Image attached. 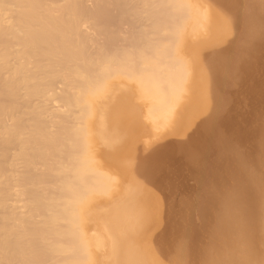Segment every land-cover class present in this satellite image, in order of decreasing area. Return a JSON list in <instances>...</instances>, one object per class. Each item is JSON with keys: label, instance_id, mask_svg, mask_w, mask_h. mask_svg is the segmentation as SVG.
<instances>
[{"label": "bare ground", "instance_id": "6f19581e", "mask_svg": "<svg viewBox=\"0 0 264 264\" xmlns=\"http://www.w3.org/2000/svg\"><path fill=\"white\" fill-rule=\"evenodd\" d=\"M214 1L220 2V5L223 4L232 14L228 17V11H225L227 12L225 16L219 10L220 14L217 15L220 19L218 21L214 16L216 11L212 8L214 14L212 11L208 13L206 7L205 13L201 10L198 3L202 0H0V264H166L161 261L159 252H156L151 243L152 246L141 243L151 234L150 225L151 227L152 225L157 226V220L153 224L150 220L158 218V215L153 212L157 209L153 207L156 203L152 202L154 188L150 185L153 189L150 192L142 180L144 182L146 180L148 182L157 181L158 177L154 176V170H161L164 167L162 163L164 164L167 159H172L173 157H169L174 155L178 149L182 157L189 161L187 163L195 164V170L199 171L200 168V171L202 169L200 173L211 172L209 169L205 171L201 168V163L204 162H199L200 156L206 153L201 152L197 157L194 155L196 152L192 151L191 142L183 143L185 139L176 143V147H168L172 144V142L170 144V139L167 141L168 146L165 144L159 151H154V148L150 149L151 151L144 148L143 151L146 149L145 154L134 158L131 162H126L127 165L124 168L119 161L125 160L126 156L125 158L122 156L130 152L132 141L135 140L133 137L134 140L129 142L131 146L129 152L123 154V151L126 152V139H130L131 135L136 134L135 132L139 129L140 132H142L141 129L145 131V125H143V122L146 123L145 120L152 125L149 126L150 128H159L160 131L161 128L169 129L165 130L170 132L169 135H180L179 130L182 133L187 126L193 132L201 129L200 133L194 134L196 137L199 135L201 137H198L200 142H195L197 147L195 146L193 150L203 145L200 148L202 149L206 143L207 147L206 145L205 147L208 149L204 147L205 150L202 151L208 152L210 146L213 150V142L216 141L220 145L219 140L223 141V135H219L218 131L222 121L218 118H221V109L225 105L223 103L226 102L221 101V96L218 97V86L230 80V82L236 80L237 74H240V70L243 69L242 66L247 64V60L240 57L242 53L246 51L251 53V49H257L256 47L259 46L258 42L264 34L262 29L264 27L258 24V22H264L262 21L264 0H244L243 9L238 12L236 11L238 0ZM217 4L216 6L219 5ZM209 14H213L214 23L218 21V24L221 22L223 25L212 24L210 20L212 16L209 17ZM232 15L241 16L242 19L239 17L238 19L243 20V24L245 21L244 31H248L249 35L245 33L248 35V40L244 37L245 35L240 36H243L248 44L238 45L239 41H236L237 45L233 46L230 43L233 49L230 48L232 52L226 55L223 49V51L220 50V45L224 44L226 48V41L232 40L235 43L234 38L227 40L234 28L231 24ZM235 20L234 23H236ZM125 25L128 26L127 30L122 29ZM219 30H221L220 34H218ZM244 31L241 30V34ZM256 43H258L257 46ZM213 46H220L218 51L222 53L215 49L218 54L214 56L215 50L212 51L214 55H211L213 58H209L211 62L202 56V50ZM193 52L201 54V59L205 58L208 61L206 63L202 61L201 72L197 67L198 72L201 73L198 87H196L198 88L197 95L196 92L194 93V75L197 72H194L196 68L194 63L197 62L191 61L195 59L191 57L194 56ZM240 76L237 77L238 82L243 80L244 75ZM214 91L220 100L214 99L216 98L212 95ZM212 96L215 104L210 108L211 105L208 104H211L210 97ZM137 99L142 102L138 101L140 103L138 104L135 101ZM209 108H213L211 114L208 112L210 116L207 113V116L203 114L205 118L204 116L201 118L202 112L210 111ZM102 109L105 111L104 117L100 115ZM198 114L201 120L196 119L201 125L195 119ZM113 119L116 123L118 121L117 124L115 123V127L118 125L116 130H114L115 127L114 129L110 127L115 122ZM193 121L200 126L197 129L199 126L195 124L196 131L193 130L194 127L191 128L194 126ZM188 128L187 134L190 130ZM132 129L135 132L132 133ZM163 130L162 132H165ZM221 130L223 132V129ZM235 134L238 135L239 132ZM160 135H156L155 138ZM259 137L258 140L261 138ZM109 139L112 145L109 144ZM193 139L196 140V138ZM225 139L223 141L225 143L231 140L226 137ZM238 140L240 141L239 138ZM211 142L212 144H209ZM238 142L236 141L237 144ZM221 145L218 147L222 149L224 145ZM263 145L262 143L261 146ZM226 146L223 147L225 150L228 148ZM174 148L176 151L173 152ZM255 149L253 150L256 151ZM217 150L219 153L220 150ZM227 151L230 153L227 149L226 155ZM211 152L208 153L209 157ZM262 152L261 155H264V147ZM111 153L115 161L123 158L116 161L114 165H121L124 174L126 170H129L132 178L131 184L138 189V192H141V196H144L143 201L141 200L143 196L140 198L141 204L144 202L142 204L144 208L148 205L149 211L142 208L136 196L137 192L135 189H130L131 185L125 186L124 180L121 182L110 173L109 164H113L110 162L113 159L109 160L108 155ZM218 153L217 155L220 154ZM221 153L225 155L224 152ZM236 153L234 155L237 159L238 154ZM222 154L219 155L220 159L223 158ZM234 155L231 156L234 157ZM239 155L243 157V154ZM229 156L228 154V158ZM116 157L119 159H115ZM214 157L212 153V158L207 160L209 164L218 159L217 157L213 159ZM253 158L255 159L256 156ZM227 159L218 161L226 165L225 163L229 160ZM233 159L230 158V161ZM244 159L239 160L240 165L235 160V164L238 163L239 166L236 170L241 165V170L244 169L243 165L247 158L244 157ZM231 164L235 169L234 161ZM219 166L222 167V165ZM190 167L195 168L192 165ZM169 169L168 166V172ZM117 170L112 169L113 172ZM246 170L250 173L249 168ZM118 172L121 174L120 169ZM237 172L233 174H238ZM230 173H227V176H230ZM244 173L243 178L240 176L243 173L239 176L244 181H249V184L244 183L246 187H240L243 190H238L239 186L235 183L236 186H233L236 193L230 195L232 192L224 189L230 194L227 193L225 197L221 193L220 196L218 195L220 206L217 205L219 206L217 210H220L216 218L219 217V220L215 221L214 227L211 226L214 230L210 233L208 231L210 241L205 251L202 250L205 253L203 264H264V182H257L261 179L255 180L253 174ZM214 174L216 175L213 173L210 177L209 174L205 176L202 173V176H209L213 179ZM222 174H219L221 177H218L219 175L216 177L221 179ZM140 176L143 177L142 180ZM159 177L161 178V175ZM125 178L127 179V176ZM218 178L216 180H219ZM225 178L228 179L226 176ZM231 178L241 180L238 176ZM207 179L205 178L204 181ZM212 179L210 182H213L214 179ZM223 179L220 181L223 182ZM127 180L125 183L131 181L130 178ZM218 182L215 186L219 184ZM211 183L208 185L212 187L214 183ZM207 188L215 191L217 189L214 186L213 189L209 186ZM211 196H209L210 199ZM216 201L211 207L208 204V208L216 209L217 206H213L216 205ZM149 208H153L152 212L157 216L152 215L151 218L152 209ZM203 218L205 219L204 216ZM213 220L216 219L213 218ZM249 227H251L250 230ZM183 229L185 231V228ZM193 229H190L192 230L190 232H194ZM187 230L185 233H188ZM155 232H158V229ZM258 234L262 237L261 240L256 241L254 238L257 239ZM187 236L191 237V235ZM162 238L164 239V236ZM185 247L180 249L181 252L178 250L180 254L177 253L169 264L183 263V258H178V256L182 254ZM170 249L173 248L170 247ZM202 251L197 252V256L200 254L198 258L201 257Z\"/></svg>", "mask_w": 264, "mask_h": 264}, {"label": "rangeland", "instance_id": "374dc122", "mask_svg": "<svg viewBox=\"0 0 264 264\" xmlns=\"http://www.w3.org/2000/svg\"><path fill=\"white\" fill-rule=\"evenodd\" d=\"M201 1V0H200ZM212 1H214V0H210L209 2L207 1V0H205V1H203L202 0V2L201 3H198L200 6H201V10L202 11H204V13H205V11L207 10L208 11V13H210L211 11L213 12V14L215 13L214 11H216V14H214V16H216L215 18L219 21V17H218V15L221 13V14H223V15H225V16H227L226 15V13H225V11H228V17H229V14L231 15L232 13L230 12L229 13V10H228V8H226L223 4H221L220 5V2H212ZM208 2V4L206 5V3ZM237 2H239V4L237 5V12L238 11H240L241 9H243L242 7L244 6V0H238ZM203 3H205V5L203 4ZM219 5H218V4ZM216 4L218 5V6H216ZM209 5V6H208ZM212 5V6H211ZM223 5V6H222ZM240 6V7H239ZM205 7H206V10H204L205 9ZM208 8V9H207ZM214 10H212V9ZM215 8H217V9H215ZM220 10V13H218V11ZM211 12V13H212ZM213 14L211 15V14H209L210 16L209 17H211L210 18V20L212 21L211 23L212 24H215V23H217V25H219V26H222L221 25V22H219V24H218V21L216 22L215 21V23H214V20H215V18H213L214 16H213ZM218 14V15H217ZM263 16L264 15H262V19H263ZM231 17V16H230ZM233 17V18H232ZM232 17H231V24L233 25H231L232 27H234L233 28V30H231L232 31V34H233V31H234V35H235V37H234V35H232L231 33V36H233V37H231L230 35L227 37V40H229L230 38L232 39V38H234L233 40L235 41V43H233V41L231 40V41H226L227 42V44H226V42H225V47L226 48H224V44H221L220 46H221V48H220V46H213V47H208V48H206V49H203L202 50V56L203 57H205L206 58V60L208 59V60H210L211 59V57L214 55L213 53L215 52V55L214 56H217L216 54H218L217 53V51H218V49L220 48V50H224L225 51V53H226V55L228 54L229 55V53H231L232 52V50H230V48H232V44H233V46H236L237 44V42L239 41V43H238V45H241L242 43H244L245 45L246 44H248L247 42L248 41H246L245 39H244V37H246V39L248 40V31L246 30V31H244V29H246V27H244V25H245V21H244V24H243V20H239L238 19V17H239V15H238V17L236 18V17H234L233 15H232ZM261 17V16H260ZM259 17V18H260ZM212 18H213V20H212ZM239 18H241V16L239 17ZM228 19H230V18H228ZM235 19H238V20H235ZM242 19V18H241ZM261 19V18H260ZM261 19V20H262ZM234 20H235V22L236 23H234ZM238 21H240V23L238 22ZM262 21H264V19L262 20ZM258 22V21H257ZM263 23V24H262ZM237 24H238V26H237ZM255 24V23H254ZM258 24H259V26L261 25V27H264V22H258ZM216 25V24H215ZM242 26V27H240V26ZM263 25V26H262ZM246 26V25H245ZM218 26H216V28H217ZM238 28V29H237ZM122 29H124V30H127L128 29V26L127 25H125V26H123L122 27ZM220 29H221V27H220ZM232 29V28H231ZM263 30H264V28H262ZM241 30H243L244 32H243V34H241L242 32H241ZM220 31L221 30H219V33L218 34H220ZM240 33V34H239ZM248 34V35H246V34ZM263 33H264V31H263ZM240 35H245L244 37L242 36H240ZM241 37V39H239L240 37ZM262 37V34H261V36H260V38ZM192 39V38H191ZM236 39V40H235ZM239 39V40H238ZM245 40L244 42L242 41V40ZM263 39V40H262ZM262 39L260 40V42H258V43H260L259 44V46H257L258 45V43H256V46H254V47H256L257 49H255V48H253V50L251 49V53H249L250 51H246L245 53L243 52L242 53V55L240 56L243 60L244 59H246L247 60V64H245L246 66H242V70H240V74H237L239 77H241L240 75H244L242 78H243V80H245V81H243V80H239L240 82H238V80H237V77H236V80L234 79V81L232 80V82H226V84H219V90H218V92L217 93H219L218 94V97H220L221 98V101L223 100V102H226V103H223V104H225V105H227V106H223V108H225L226 110H224L223 108L221 109V118H218L220 121H222V122H220V123H222V124H225V122L227 121V120H232L231 122H229V121H227V123L226 124H228V122L230 123L228 126L225 124V126L223 125L222 126V124L221 125H219L220 126V130L221 129H223V132H222V130L220 131L219 129H218V127H217V129H218V131H219V135H223V138L225 139V137L226 138H229V143H225V142H223L224 141V139H223V141L222 140H219V141H221L220 143L221 144H223L224 146L223 147H225L226 145H228V146H226V147H228L227 149L230 151V153H233V154H230L228 151H227V153L230 155L229 157L231 158V159H233V158H235V153L236 152H238V153H236V154H238V157H237V159L235 158V160H237V162H239V160H242V159H244V157H246L247 159H246V162H245V164L243 165L244 166V169H245V167H246V169L247 168H249L250 169V173H249V170H248V172H247V170L245 171L243 168H242V170H241V167H242V165L240 166V168H237V170H236V167L238 166L237 164H235L236 162H235V160L233 159L232 161H230V158H228V154L226 155V150H225V148H223L222 147V149H223V151H222V149L221 148H219L220 147V145H218V142L216 143V141H215V143L213 142V145L215 146V144H216V146H215V148H214V146H213V150H217V149H219L220 151H219V153L220 154H222L221 152H224L225 153V155L224 154H222L221 155V157H223V158H221L220 159V154L218 153V150L217 151H215L216 152V155H217V153L219 154V155H215V152H211V151H213V150H211V147L212 146H210L209 144H212V142L211 143H207L209 146H210V148H209V151L211 152L210 153V157H209V151L208 152H203L205 149H208V148H206L207 147V145H206V143H204L205 145H206V147H205V145H204V147H205V149H204V147L202 148V149H200L202 146L199 144V146H201L200 148L198 147L196 150H193V149H195L196 147H197V145H195V142H198L199 141V136H194V134L195 135H197V132H199L200 133V130H198L197 132H193L192 131V129H190V127L189 126H187L186 128H184L185 130H182L183 132L181 133L180 132V130H179V133H180V135L178 134V135H176V134H173V135H169V133L170 132H168V131H165V130H163V128H161L163 131H165V132H162V130L160 131V129L159 128H154V127H152V128H150L152 125H150V123L147 121V120H145V124H144V122H143V125H145V127H144V129H145V131L147 132V131H149V132H143V129H141L142 130V132H140V129L137 131L136 129L137 128H135V130L137 131V132H139V133H137V132H135V130H133L132 129V133L133 132H135L136 134H132L131 136L132 137H130V139H126V143H125V145H126V152L125 151H123V154H126L127 152H129V148L131 147L130 145H129V142L131 143V141L132 140H134L133 139V137L135 138V142L134 141H132V147H131V150H133V152L130 150V154L131 155H133V156H131L129 153H127V154H129V155H123L122 156V154H120L123 158H125V156H126V158H125V160L128 158V156H129V158H130V160L128 161V159H127V161H125L121 156H119L118 154H115L116 156H119V157H121V159H119V158H115V159H119V160H122V161H119V160H116L117 162L119 161V163H121V165L123 166V168L124 167H126L125 165H127L126 164V162H131L132 160H134V158H137L138 156L139 157H141V155L142 154H145L144 153V151L146 150V149H152V148H154V151H159V150H161V149H163V147H164V145L166 144L167 146H168V144H169V142H167V141H170V139H171V141H170V144H171V142H172V144H174V145H170V146H168V147H173V146H175V144L177 143L178 144V142H180V141H182L183 139H185L184 141H183V143H186L187 141L188 142H191V144H192V151H194V152H196L194 155H197V157L198 156H200L199 154H201V152L202 153H206V154H204V155H201L200 156V163L201 162H204V163H199L200 165H201V168H203L205 171H208V169L212 172H205L204 173V171L202 172L203 173V175H205L206 176V174L208 175L209 174V176L211 175H213V173H216V175L214 174V176H213V179H214V177H216L217 175H221L222 174V171H223V169H224V171H223V174H225L226 172L225 171H227V173L229 174L230 172V176L228 175L227 176V173L225 174V176L228 178V179H226L225 178V176H223V174H222V178L220 179V178H218V177H221L220 175L218 176V177H216V178H218L219 180H216V178L213 180L212 178V180H213V182L212 183H214V184H212L211 182H210V177L209 176H207V177H205V176H202V173H200L201 171H202V169H201V171H200V168H199V166L197 167V169L199 168V171L198 170H195L196 169V166H194L193 164H191V163H187V162H189V161H187L184 157H182L183 155L182 154H180L179 152H178V150H177V152H175V154L173 155L172 154V156L171 157H169V158H172V159H167V161H164L165 163L163 164L162 163V165L164 166L163 168L165 169V171H164V169L163 168H161V170H159V169H156V170H154V176H156V177H158L157 178V181L155 180L156 179V177H155V181H152V182H148L147 180L144 182V180H142L143 179V177L142 176H140V177H142L140 180H142L143 181V183L146 185V188H148V190H150V192L153 190V189H151V186H152V188H154V193H153V195H154V199L152 200V202H155L156 204L153 206L154 208H156L157 207V209L159 208V205H160V209H158V211H157V209H155L154 211H153V208H149V209H152L151 211H150V215H151V218L155 215V216H157L158 215V218L157 219H153V220H150V221H152V223L151 224H153V222H156V220H157V226L155 225V226H153L152 225V227H151V225H150V227L152 228H150L149 227V229H150V233L152 234V232H153V234L151 235V234H149V237L151 238L150 240H149V237L147 238V239H145V240H143V242H141V243H143L144 245H147V246H152V247H154L155 248V250H156V252H159V256L161 257L160 259H161V261H163V263H166V264H169L170 263V261L172 260V258H174V256L175 255H177V253H178V255L180 254V252H181V248L183 249V247L184 246H186L184 249V251L182 252V254L180 255V256H178V258H183L182 259V261H183V263L182 264H200V262H201V264H203V257L205 256V253L203 252V251H205L204 249H206L205 247H207L208 246V243H209V239H210V236H209V234H208V231H209V233L210 232H212L214 229H212L211 228V226L212 227H214L215 226V224H216V222L215 221H217V220H219V217H218V219L216 218L217 216H218V213L217 212H219L218 210H220V209H218L217 210V208L220 206V193H221V195L222 196H226V195H228L227 193H229L230 194V192H232L230 195H232V194H234V192L236 193V191H235V189H234V186H239L237 189L238 190H243V189H240V187L241 188H245L246 186L245 185H243L244 183L246 184V183H248L249 184V181H247V180H243L242 178L244 177V175H245V173L244 172H246V173H249V174H253L254 175V177L253 178H256L255 180H257V179H261V180H257V182H264V155L262 154L261 155V153H263L262 152V148L264 147V145L263 146H261L262 145V143L264 144V141H262V139H263V137L264 136H262V135H264V34H263V37H262ZM216 40V39H215ZM241 40V41H240ZM237 41V42H236ZM241 42V43H240ZM230 43H232V44H230ZM227 45V46H226ZM223 47V48H222ZM259 47V48H258ZM213 49V50H212ZM217 51H216V50ZM229 49V50H228ZM233 49V48H232ZM207 50H211L210 52L208 51L207 52ZM215 50V51H214ZM222 50V51H223ZM258 50V51H257ZM212 51H214L213 53H212ZM253 51V52H252ZM207 52V53H206ZM218 52H220V51H218ZM220 53H222V52H220ZM205 54V55H204ZM209 54H210V56H209ZM245 54V55H244ZM250 54V55H249ZM252 54V55H251ZM189 55V54H188ZM192 55H194V56H191V54H190V56L192 57V58H195L194 60L190 57V56H187V57H190V59H192L191 61L194 63V62H197V63H194V65L196 66V68L194 69V72H198V70H199V72H201L202 71V65H203V62L204 63H206V62H208V61H206L205 60V58H204V60H202L201 59V54H199V53H197V52H193L192 53ZM212 55V56H211ZM221 55V54H220ZM248 56H249V58L250 57H252V59L250 58H248ZM254 56V57H253ZM247 57V58H246ZM197 58H199V59H197ZM210 58V59H209ZM213 58V57H212ZM189 59V60H190ZM245 60V61H246ZM203 61V62H202ZM211 61V60H210ZM209 61V62H210ZM202 62V63H201ZM212 62V61H211ZM210 62V63H211ZM249 62V63H248ZM251 62V63H250ZM192 63V64H193ZM254 63V64H253ZM193 65V66H194ZM248 65V66H247ZM254 65V66H253ZM194 66V67H195ZM193 67V68H194ZM197 67H198V70H197ZM200 67V68H199ZM254 70V71H253ZM197 72H196V74L194 75L195 77H194V93L197 95V92H198V88H196V87H198L197 85H198V83H199V81H200V77H201V73H199L198 72V74H197ZM254 73V74H253ZM200 74V76H196V75H199ZM252 74V75H251ZM248 75V76H247ZM252 77H251V76ZM245 77V78H244ZM247 77V78H246ZM196 78V79H195ZM241 78V79H242ZM238 79H240V78H238ZM196 80V81H195ZM199 80V81H198ZM198 81V82H197ZM196 82H197V84H196ZM196 85V86H195ZM223 86H224V88H223ZM228 86V87H227ZM227 87V88H226ZM217 90V88L215 89V91ZM214 91V93L212 92V95L213 96H215L216 98H214L213 96L212 97H210V103L211 104H208L209 106H210V108L211 107H213L214 106V104H215V102H214V100H213V98L214 99H219L220 100V98H217V95H216V92ZM221 91V92H220ZM223 94V95H222ZM112 96H113V94H112ZM223 96H224V99H226L225 101H224V99H223ZM193 100V99H192ZM138 104H140L138 101H140V102H142L141 100H135ZM215 101H217L218 102V100H215ZM229 102V103H228ZM135 103V102H134ZM137 103H135V105H137ZM213 104V105H212ZM138 106V105H137ZM141 106H143V104L141 105ZM208 106V107H209ZM139 108H141L140 107V105L138 106ZM143 108V107H142ZM209 108V110L210 111H208V110H206L205 111V113H203L202 112V115H201V113H200V115L202 116L201 118H203V116L204 115H206L208 112L210 113L211 111H212V109H210ZM103 110V109H102ZM228 110H229V113H228ZM124 112V111H123ZM209 113L207 114L208 116H210L209 115ZM212 113V112H211ZM210 113V114H211ZM204 114V115H203ZM100 115L101 116H105V111L103 110V111H101L100 112ZM199 115V114H198ZM198 115H196L197 117H195V119L196 118H198V117H200V115L198 116ZM206 115V116H207ZM217 115H219V114H217ZM222 116H224V118L223 119H225L224 121H223V119H222ZM219 117V116H218ZM204 118H205V116H204ZM232 118V119H231ZM145 119V118H144ZM143 119V120H144ZM194 119V118H193ZM194 119V120H195ZM199 120H201L200 118H198ZM198 119H196V122L198 121V124L200 123L199 122V120ZM114 120V119H113ZM203 120V119H202ZM234 120V121H233ZM115 121V122H114ZM114 121H112V122H114L113 123V125L112 124H110V125H112V126H110V127H112L113 129H114V127L116 126V124L118 123V121H117V123H116V120H114ZM196 122L194 123V121H193V123H194V126H191V128L192 127H194L193 128V130L196 128V126H199V125H201V124H199V125H197L196 124ZM202 122V121H201ZM224 122V123H223ZM116 123V124H115ZM149 123V124H148ZM147 124H148V127H147ZM195 124H196V126H195ZM259 124V125H258ZM192 125V124H191ZM231 125V126H230ZM230 126V127H229ZM117 127H118V125H117ZM117 127H115V129L114 130H116V128ZM189 127V128H188ZM222 127V128H221ZM237 127V128H236ZM256 129H255V128ZM262 127H263V129H262ZM143 128V127H142ZM187 128H188V130L190 129L192 132H190V130L188 131V134H187ZM200 128V126L199 127H197V129H199ZM226 130H225V129ZM235 129V131H233L234 129ZM250 128H251V131H250ZM111 129V128H110ZM113 129H111V131L113 130ZM148 129V130H147ZM197 129H195L194 131H196ZM167 130H169V129H167ZM230 130V131H229ZM263 130V131H262ZM151 131V132H150ZM112 132H114V131H112ZM161 132V133H160ZM235 132L237 133V132H239V134L237 135V134H235ZM241 132V133H240ZM253 132V133H252ZM260 132H261V134H260ZM161 135H160V134ZM185 133V134H184ZM198 133V134H199ZM226 133V134H225ZM246 133H248V134H246ZM140 134V135H139ZM172 134V133H171ZM252 134V135H251ZM144 135V136H143ZM156 135H160V136H158L157 138H155V136ZM243 135H244V137H243ZM251 135V136H250ZM259 135H260V137H259ZM174 136V137H173ZM186 136V137H185ZM242 136V137H241ZM171 137V138H170ZM182 137V138H181ZM185 137V138H184ZM190 137V138H189ZM191 137H193V138H196V140L195 139H193V138H191ZM201 137V136H200ZM203 137V136H202ZM246 137H247V139H246ZM249 137V138H248ZM260 138L259 140L257 139V138ZM132 138V139H131ZM136 138H137V140H136ZM139 138L141 139V140H139ZM173 138V139H172ZM176 138H177V140H176ZM233 138H234V141H233ZM236 138V139H235ZM238 138L240 139V141L238 140ZM242 138H244V140H241ZM251 138H253V139H251ZM172 140H174V141H172ZM195 140V141H194ZM226 140V139H225ZM239 143V144H237L236 143V141ZM264 140V139H263ZM109 142H110V139L108 140ZM128 141V142H127ZM163 141H165V143L163 142ZM244 141V142H243ZM254 141L256 142V143H258L259 144V147H258V144H256V143H254ZM258 141V142H257ZM262 143H261V142ZM150 142V143H149ZM161 142V143H160ZM163 142V143H162ZM194 142V143H193ZM200 142V141H199ZM226 142H227V140H226ZM232 143V145H231V143ZM149 144V147H148V144ZM241 143V144H240ZM244 143V144H243ZM254 143V144H253ZM110 145H112L111 144V142L109 143ZM160 144V145H159ZM176 144V145H177ZM134 145V146H133ZM138 145V146H137ZM145 145V146H144ZM147 145V146H146ZM219 147H218V146ZM239 145H241V146H239ZM256 145H257V147H256ZM128 146V147H127ZM142 146V147H141ZM196 146V147H195ZM222 146V145H221ZM230 146V147H229ZM235 146V147H234ZM176 147V146H175ZM216 147H218V148H216ZM231 147H234L235 149H236V147H237V151L235 152V149L234 148H232L231 149ZM242 147H244V149L242 148ZM252 147H254L253 149H255V148H257V150L256 151H254L253 149H252ZM100 148H101V150H102V148H103V146L101 145L100 146ZM144 148H146L144 151H143V149ZM238 148H239V151H238ZM240 148H241V150H240ZM138 149H141V150H139L138 151ZM189 149V148H188ZM191 149V148H190ZM199 149V150H198ZM204 149V150H203ZM172 150V149H171ZM203 150V151H202ZM232 150V151H231ZM250 150V151H249ZM137 151H138V153H137ZM140 151H142V153L140 152ZM148 151V150H147ZM151 151V150H150ZM174 151H176V149L174 148L173 149V152ZM235 153H234V152ZM251 151H252V153H251ZM132 152V153H131ZM136 152V153H135ZM140 152V153H139ZM149 152V151H148ZM148 152H146V153H148ZM193 152V153H194ZM240 152V153H239ZM242 152V153H241ZM251 153V155H250V153ZM254 152V153H253ZM122 153V152H121ZM183 153V152H182ZM212 153H213V156H215V157H217L218 159H216L215 157L213 158V159H216V160H213L212 162H213V164H211L212 162L210 161V159L212 158ZM247 153H249V155L252 157V159H254L253 158V156L255 157L256 156V158L254 159V161L251 159V157L248 155V156H246L247 155ZM136 156H135V155ZM138 154V155H137ZM140 154V155H139ZM208 154V155H207ZM239 154H243L242 156L243 157H241ZM112 155V153L110 154V155H108V159L110 160V158L111 159H113L112 161L110 160V162H112L113 164H109V166H110V168H111V174L113 175V176H115L116 178H118V179H120V181L122 182V180H124L123 181V184H125V186H132L133 187V185L131 184V182H132V178H131V175H130V173L128 172L129 170H126L127 172H125V174H124V169L122 168V166H121V168H120V166H117V165H114L115 164V160H114V157H113V155ZM206 155H207V159H206ZM234 155V157H232V156ZM245 155V156H244ZM109 156H111V157H109ZM143 156V155H142ZM225 156V157H224ZM226 156H227V158L229 159H227L226 158ZM240 156V157H239ZM131 157H133V158H131ZM180 157V158H179ZM204 157H205V159H204ZM249 157V158H248ZM208 158H210L209 159V162H211L210 164L208 163ZM225 158V159H224ZM104 158L102 157V160H103ZM203 159V160H202ZM228 160L227 162L229 163L228 165H230L231 164V162H233L234 161V167H235V169H233V166H231V165H233V164H231L230 166H228L227 165V162L226 161H224V163L226 164V165H224V164H222L223 162V160ZM166 160V159H165ZM168 160H169V162L172 160L173 162V164L170 162H168ZM207 161V162H205V161ZM218 160H222V161H218ZM215 161H217L218 162V164L216 165V163L217 162H215ZM244 161H245V159H244ZM124 162V164H122ZM162 162H163V160H162ZM175 162V163H174ZM119 163H117V164H119ZM179 163V164H178ZM182 164H183V166H182ZM206 165V164H208V165H206V166H204V167H202L203 165ZM247 164V165H246ZM248 164H251V165H248ZM167 165V166H166ZM178 165V166H177ZM193 166V167H195L194 169H192V167H190V166ZM211 165V166H210ZM213 165V166H212ZM216 165V166H215ZM219 165H222V167L221 166H219ZM239 165H240V162H239ZM246 165V166H245ZM168 166L170 167V171L168 172ZM181 166V167H180ZM208 166H210V167H208ZM215 166V167H214ZM219 166V167H218ZM228 168H227V167ZM117 167H119V169H120V173L122 174V171H123V174H124V176L126 175V173H127V179H129L130 178V182H126L125 183V181H128L124 176H123V174L121 175V174H119V169L117 168ZM205 167H208L207 169H205ZM211 167H213V169L214 168H220V169H214V171H213V169H211ZM239 167V166H238ZM172 168V169H171ZM232 168V169H231ZM112 169L114 170H117V171H115V172H113L112 171ZM129 169V168H128ZM190 169V170H189ZM192 169V170H191ZM222 169V170H221ZM228 169H230V171L228 172ZM122 170V171H121ZM159 170V173H157V171ZM178 170V171H177ZM221 170V171H220ZM234 170H236V171H234ZM240 170V171H239ZM244 170V172H242ZM172 171V172H171ZM199 172V173H197V172ZM218 171V172H217ZM237 171H239V172H237ZM252 171V172H251ZM255 173H254V172ZM171 172V173H170ZM225 172V173H224ZM233 172H237L238 174H233ZM166 173V174H165ZM167 173L169 174V175H167ZM211 173V174H210ZM240 173H243V175H240L239 176V174ZM157 174V175H156ZM193 174V175H192ZM197 174L199 175V176H197ZM201 174V175H200ZM232 174H233V176H232ZM161 175V178L159 177ZM235 175V176H234ZM238 176V179L239 178H241V180H237V178H235L234 180L231 178V177H237ZM252 175V176H253ZM256 175V176H255ZM121 176H123L122 178H125V179H122L121 178ZM165 176V177H164ZM203 178H202V177ZM164 177V178H163ZM209 177V178H208ZM200 178V179H199ZM207 179V181L205 180L204 181V179ZM224 178V179H223ZM230 178L234 181H232V180H230ZM210 179V180H209ZM222 179H223V182H221L222 181ZM202 181L201 183H200V181ZM216 180V181H215ZM221 180V181H220ZM227 180V181H226ZM235 180H237V182H235ZM254 180V181H255ZM209 181V182H208ZM218 181H220V182H218ZM242 181H244V182H242V184H240ZM253 181V180H252ZM205 182H207V183H205ZM219 183V184H221V186L219 185V184H217V186H215V183ZM162 183V184H161ZM199 183H200V185H199ZM212 184L213 186H214V188L216 189V191L215 190H211V189H208L207 187L209 186V188H212L213 189V186L211 187L210 185H208V184ZM235 183H236V185H235ZM128 184V185H127ZM156 184H157V186H156ZM208 186H207V185ZM151 185V186H150ZM206 185V186H205ZM234 185V186H233ZM247 185V184H246ZM128 186V187H129ZM131 186H130V189H135V187H133V188H131ZM155 186H156V188H155ZM220 188H219V187ZM203 189V190H202ZM219 189V190H218ZM221 189V190H220ZM227 190V191H230V192H227V191H225V190ZM138 189H135V191L137 192L136 194H138V195H136V196H138L137 198L139 199V203H140V205H142L141 204V200L143 201L144 200V196L142 197L140 194H141V192H138L137 191ZM209 190V191H208ZM223 190V191H222ZM232 190H234V191H232ZM156 191V192H155ZM215 191V192H214ZM218 191V192H217ZM224 194H223V193ZM239 192H241V191H239ZM156 193V194H155ZM159 193V194H158ZM210 194H215V195H213V196H215L216 197V199H214L215 197H213V196H211ZM135 195V194H134ZM140 195V196H139ZM159 196V199H157L158 198V196ZM211 196V199H210V197L209 196ZM219 195V196H218ZM136 196H135V199L136 200H138L137 198H136ZM205 196H207V197H205ZM217 196H218V198H217ZM222 196H221V198H222ZM224 196V197H225ZM142 197V199L140 200V198ZM153 197V196H152ZM209 198V199H208ZM158 200V201H157ZM161 200V201H160ZM205 200H207V201H205ZM209 200V201H208ZM210 200H212V201H210ZM217 200V201H216ZM215 201H216V205H213V206H217V205H219V206H217L216 207V209H213L212 210V208L211 209H209L208 207H209V205H210V207L212 206V204H213V202H214V204H215ZM161 202V203H160ZM200 202H203L202 204L200 203ZM205 202H206V204H205ZM207 202H209V203H207ZM210 202H212L211 204H210ZM219 202V203H218ZM157 204H159V205H157ZM209 204V205H208ZM197 205H198V207H197ZM204 205V206H203ZM144 205H142V208H144L143 207ZM196 209H193V207ZM201 206V207H200ZM205 207V208H204ZM214 207V208H215ZM148 208V205H147V207L146 208H144L145 210ZM162 208V209H161ZM200 208V209H199ZM204 209V212H202V210ZM207 209V210H206ZM165 210V211H164ZM167 210V211H166ZM147 211H149L148 209H147ZM154 213H156V214H154ZM170 211V212H169ZM196 211V212H195ZM213 211V212H212ZM151 212L153 213V214H151ZM158 212H159V214H158ZM162 212H163V214H162ZM168 212V213H167ZM191 212V213H190ZM197 212H199L198 213V215L196 214ZM203 213V214H202ZM204 213H205V215H204ZM165 214V215H164ZM217 214V215H216ZM153 215V216H152ZM162 215V216H161ZM196 215V216H195ZM202 215V216H201ZM206 215H209V216H206ZM154 216V217H155ZM203 216L205 217V219L203 218ZM207 217V218H206ZM169 218H171V219H169ZM189 218H190V221H189ZM213 218H215L216 220H213ZM164 219V220H163ZM204 219V220H203ZM208 219H210V221L208 220ZM155 220V221H154ZM168 220H169V222H168ZM208 220V221H207ZM192 221V222H191ZM204 221H206V222H204ZM211 221H213V222H211ZM167 222H168V224H167ZM171 222V223H170ZM174 222V223H173ZM202 224H201V223ZM207 222H208V224H207ZM211 222V223H210ZM160 223H162V224H160ZM176 223V224H175ZM215 223V224H214ZM165 224V225H164ZM167 224V225H166ZM192 224H194V226L195 225H197V226H200L199 228L197 227V226H192ZM212 224V225H211ZM213 224H214V226H213ZM174 225V226H173ZM207 225V226H206ZM158 226H160V227H158ZM166 226V227H165ZM191 226H192V228H191ZM182 227V228H181ZM188 227V228H187ZM193 227H194V229H193ZM156 228V229H155ZM164 228V229H163ZM169 229V231H172L173 230V232H169L168 231V229ZM174 228V229H173ZM183 228H185V231H184V229ZM197 229V231H196V229ZM208 228H210L209 230H207ZM154 229H155V231H157V229H158V232L160 231V232H163V233H158V232H155L154 231ZM189 231H188V230ZM190 229H193L194 230V232H190V231H192V230H190ZM205 229V230H204ZM212 229V230H211ZM251 229V227H249V230ZM164 230V231H163ZM176 230V231H175ZM179 230V231H178ZM180 230H183V231H180ZM186 230H187V232L188 233H185L186 232ZM207 230V231H206ZM199 231V232H198ZM202 231V232H201ZM169 232V233H168ZM198 232V233H197ZM157 235H156V234ZM165 233V235H162V234H164ZM184 235H183V234ZM194 233H196V234H194ZM161 236H160V235ZM167 234V235H166ZM177 234V235H176ZM194 234V235H193ZM205 234V235H204ZM212 234V233H211ZM210 234V235H211ZM154 235V236H153ZM180 237H179V236ZM183 235V236H182ZM187 235H191V237H188ZM196 235V236H195ZM258 235H259V237H258ZM257 235V239L256 238H254L256 241L257 240H261V237H262V235H260V234H258ZM157 238H156V237ZM160 236V237H159ZM162 236H164V239L165 238H167V240H166V242H168L167 244L165 243V240L162 238ZM170 236V237H169ZM200 238H198V237ZM205 236V237H204ZM254 236L256 237V235L254 234ZM185 237V238H184ZM193 237V238H192ZM194 237H196V238H194ZM155 238V239H154ZM163 240H162V239ZM183 238H184V240H183ZM202 238V239H201ZM204 238V239H203ZM153 239L155 240V242L153 241ZM157 239V240H156ZM159 239V240H158ZM164 242V244H163V242L161 241V240ZM169 239H170V241H169ZM185 239H186V241H185ZM192 241H191V240ZM149 240V241H148ZM189 240V241H188ZM198 242H196V241ZM200 240V241H199ZM202 240V241H201ZM148 241V244L146 243ZM151 241V242H150ZM172 242V243H171ZM173 242H175V243H173ZM177 242V243H176ZM191 244H189V243ZM141 243H140V245H141ZM146 243V244H145ZM152 245H151V244ZM158 243V244H157ZM201 243V244H200ZM204 243V244H203ZM142 244V245H143ZM172 244H174V245H172ZM180 244V245H179ZM186 244V245H185ZM195 244V245H194ZM198 246H197V245ZM155 245V246H154ZM159 245V246H158ZM161 245V246H160ZM168 245H169V247H168ZM183 245V247H180V246H182ZM164 246H166V247H164ZM175 246V247H174ZM189 246H191V247H189ZM157 247V248H156ZM162 247V248H161ZM170 247L171 248H173V249H170ZM180 247V248H179ZM189 247V248H188ZM201 247H204V248H202L201 249ZM175 248H177V249H175ZM179 248V249H178ZM188 250H187V249ZM198 248V249H197ZM199 248H200V251H199ZM160 249V250H159ZM165 249V250H164ZM167 249H169V251H167ZM190 249V250H189ZM193 249H195V250H193ZM158 250V251H157ZM172 250V251H171ZM178 250H180V252L178 251ZM203 250V251H202ZM160 251H161V253H160ZM166 251V252H165ZM178 251V252H177ZM191 251V252H190ZM201 251H202V255H201V257H199L200 258V260H199V258H198V256L200 255V254H198V256H197V252L199 253H201ZM175 252V253H174ZM190 254H189V253ZM168 253V254H167ZM170 253V254H169ZM184 253H185V255H184ZM192 253V254H191ZM194 253H195V255H194ZM167 254V255H166ZM173 255V256H172ZM163 256V257H162ZM165 256V257H164ZM195 256V257H194ZM188 257V258H187ZM176 258H177V256H176ZM188 259H190V261H188ZM193 259V260H192ZM197 259V260H196ZM186 261V262H185ZM200 261V262H199ZM196 262V263H195Z\"/></svg>", "mask_w": 264, "mask_h": 264}]
</instances>
